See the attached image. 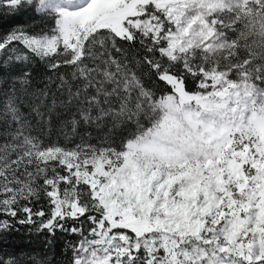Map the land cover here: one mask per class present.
I'll return each instance as SVG.
<instances>
[{
	"label": "snow or ice",
	"instance_id": "obj_1",
	"mask_svg": "<svg viewBox=\"0 0 264 264\" xmlns=\"http://www.w3.org/2000/svg\"><path fill=\"white\" fill-rule=\"evenodd\" d=\"M21 229L62 264H264V0H0V264H52Z\"/></svg>",
	"mask_w": 264,
	"mask_h": 264
},
{
	"label": "trees",
	"instance_id": "obj_2",
	"mask_svg": "<svg viewBox=\"0 0 264 264\" xmlns=\"http://www.w3.org/2000/svg\"><path fill=\"white\" fill-rule=\"evenodd\" d=\"M17 23L38 24L39 20L32 21L27 16H24L20 17ZM55 136L56 133L53 134V138H55ZM47 239L48 238L45 236H38L35 233L29 234L26 229H21V231L16 233L14 236H10L4 242L3 247L7 251H12L13 249H24L30 253L34 252L35 254H38V258H47L48 260H51L52 264H62L64 246L69 237L58 234L56 240L51 244L45 243Z\"/></svg>",
	"mask_w": 264,
	"mask_h": 264
}]
</instances>
